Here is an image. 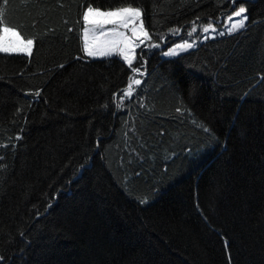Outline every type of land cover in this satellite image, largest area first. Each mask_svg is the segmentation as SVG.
<instances>
[{"label":"trees","instance_id":"obj_1","mask_svg":"<svg viewBox=\"0 0 264 264\" xmlns=\"http://www.w3.org/2000/svg\"><path fill=\"white\" fill-rule=\"evenodd\" d=\"M89 5L140 6L161 44L141 47L131 98L122 58L83 51ZM238 6L10 0L34 43L0 52V264H264V0L243 29L202 32ZM181 40L194 47L161 54Z\"/></svg>","mask_w":264,"mask_h":264},{"label":"snow or ice","instance_id":"obj_2","mask_svg":"<svg viewBox=\"0 0 264 264\" xmlns=\"http://www.w3.org/2000/svg\"><path fill=\"white\" fill-rule=\"evenodd\" d=\"M10 0H2L3 6L0 7V52L2 53H24L27 56L32 55L33 39H24L21 37L17 27L10 26L6 23V13L8 11ZM136 2V0H133ZM248 0H239V6L227 16L228 21H232L233 17L239 19L235 22L225 24L223 29L217 34L224 36L226 33L231 35L232 33L243 29L248 21V16L245 15L247 8L243 5ZM230 3L236 4L237 0H230ZM199 19V18H197ZM83 21V51L89 57L95 56H111L114 53L122 57L126 62L127 67L131 70L133 76L128 79V84L122 91L121 100L123 98H131L133 95V86H140L142 84L141 79L134 78L136 74L143 77L147 69L145 65L147 60L143 59L145 52L144 45L148 49H160L161 44L152 42V36L145 29L142 20V8L140 6H120L112 10L102 11L98 7L89 5L82 13ZM108 25H112L108 28ZM71 31V29H68ZM216 32V27L212 22L206 23L202 27L203 33H209V31ZM197 31L195 21L191 30L186 33L187 37H192L193 33ZM207 38L206 36L204 37ZM157 39L163 40V37H157ZM147 42V43H146ZM194 47L193 43H188L185 40L183 43L175 44L174 47H169L166 51H162V55L165 57L177 56L179 50H187ZM141 49V63L139 66L133 67V63L136 60V50ZM63 67V65H61ZM143 69V71H142ZM195 88L190 90V95H195ZM36 96L40 95V92L35 93ZM115 99V95L113 97ZM119 106V105H117ZM177 112L181 111L180 108L176 109ZM205 132H209L207 127H204ZM20 137H16L19 139ZM2 159V157H0ZM144 201H141L143 203ZM50 206V205H49ZM225 247H228V242L225 240ZM5 257L0 255V261H4ZM231 257L229 256V262Z\"/></svg>","mask_w":264,"mask_h":264},{"label":"rangeland","instance_id":"obj_3","mask_svg":"<svg viewBox=\"0 0 264 264\" xmlns=\"http://www.w3.org/2000/svg\"><path fill=\"white\" fill-rule=\"evenodd\" d=\"M127 7V6H126ZM102 11H108V10H102ZM239 18L238 17H233V19H232V21L230 22V21H228V20H226L225 21V23L223 24V25H221V26H217V25H215L214 24V26L216 27V32H218V31H220V30H222L223 29V27H224V25L225 24H228L229 26H230V23H232V22H235L236 20H238ZM213 23H219L218 21H214ZM108 28H111L112 27V25H108L107 26ZM146 29V28H145ZM216 32H212L211 30L209 31V33H204V36H207V35H214ZM21 35V34H20ZM21 37H23L22 35H21ZM24 39H28V38H25V37H23ZM184 41L183 40H181V41H177V42H175L174 44H171L169 47H174L175 46V44H179V43H183ZM147 43V42H146ZM189 43V42H188ZM141 47H144V48H146L144 45H142ZM168 47V48H169ZM168 48H166L164 51H166ZM139 49L140 48H138L137 50H136V59H137V57H138V51H139ZM188 50V49H187ZM178 51V53H180V52H182V51H185V50H177ZM2 53V52H1ZM6 54H10V53H6ZM111 56H118V57H120L119 55H117V54H113V55H111ZM103 57H110V56H95V57H92V58H103ZM120 58H122V57H120ZM136 61V60H135ZM134 61V62H135Z\"/></svg>","mask_w":264,"mask_h":264}]
</instances>
